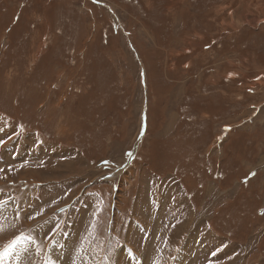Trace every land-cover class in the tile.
I'll return each mask as SVG.
<instances>
[{
  "label": "rangeland",
  "instance_id": "rangeland-1",
  "mask_svg": "<svg viewBox=\"0 0 264 264\" xmlns=\"http://www.w3.org/2000/svg\"><path fill=\"white\" fill-rule=\"evenodd\" d=\"M1 209L0 264H264V0H0Z\"/></svg>",
  "mask_w": 264,
  "mask_h": 264
},
{
  "label": "crops",
  "instance_id": "crops-1",
  "mask_svg": "<svg viewBox=\"0 0 264 264\" xmlns=\"http://www.w3.org/2000/svg\"><path fill=\"white\" fill-rule=\"evenodd\" d=\"M8 148H10V147H3V150H4V152H5V154L7 155V154H10L11 153V150L10 149H8ZM2 163L4 162V161H1ZM6 207V206H5ZM4 207V208H5ZM4 208H3V210H4ZM3 210L1 209V211H0V217L2 218L3 217V215H4V213H3ZM1 212H2V214H1ZM1 222H2V220L0 219V225H1ZM186 229V228H185ZM144 236V235H143ZM21 243H23L22 241H20V247H21ZM126 253H127V255L129 256V258H130V260L133 262V263H136L137 261H138V259H137V256L135 255V253H134V251L132 250V249H130V248H128L127 247V249H126V247H125V250H124ZM22 252L23 251H20L19 252V255H20V257L22 256ZM121 262V261H120ZM144 264V263H143Z\"/></svg>",
  "mask_w": 264,
  "mask_h": 264
},
{
  "label": "bare ground",
  "instance_id": "bare-ground-1",
  "mask_svg": "<svg viewBox=\"0 0 264 264\" xmlns=\"http://www.w3.org/2000/svg\"><path fill=\"white\" fill-rule=\"evenodd\" d=\"M18 243L19 242H17V243H15L16 245H18ZM12 247V246H11ZM10 249H8L6 252H5V254L3 255V259H2V261L3 260H6L9 256H10ZM23 256V255H22ZM24 257V256H23ZM26 258H27V261H25L23 258H22V260H21V258L19 257V256H17L16 257V259H15V261H11V263L10 264H16V263H19L20 261H21V263H24V264H29V259H30V255H29V253H28V255H26L25 256ZM30 264H32L31 262H30Z\"/></svg>",
  "mask_w": 264,
  "mask_h": 264
}]
</instances>
